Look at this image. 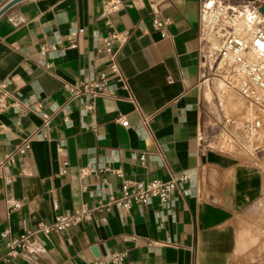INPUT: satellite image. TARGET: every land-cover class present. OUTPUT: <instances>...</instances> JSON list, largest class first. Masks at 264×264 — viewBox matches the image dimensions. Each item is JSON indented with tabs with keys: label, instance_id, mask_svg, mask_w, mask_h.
<instances>
[{
	"label": "crops",
	"instance_id": "obj_1",
	"mask_svg": "<svg viewBox=\"0 0 264 264\" xmlns=\"http://www.w3.org/2000/svg\"><path fill=\"white\" fill-rule=\"evenodd\" d=\"M104 1L18 0L0 14V82L21 102L0 112V157L11 152L14 159L0 174V232L17 235L58 214L89 213L39 233L46 252L35 263L0 264H115L109 257L120 251L119 264H264L252 257L261 169L201 141V0H121L111 19L126 35L117 53L124 82L109 78L115 96H97L86 110L84 96L70 88L105 69ZM156 7L169 19L168 38L153 27ZM25 141L29 147L17 150ZM181 173L187 178L171 204L153 198L97 209L121 195L123 180ZM8 199L20 206L9 210ZM4 250L0 238V257Z\"/></svg>",
	"mask_w": 264,
	"mask_h": 264
},
{
	"label": "built area",
	"instance_id": "obj_2",
	"mask_svg": "<svg viewBox=\"0 0 264 264\" xmlns=\"http://www.w3.org/2000/svg\"><path fill=\"white\" fill-rule=\"evenodd\" d=\"M241 1L237 3L230 0L200 1V48L202 57H204L203 48L205 44H210L208 37L217 40V44L208 53V56L221 63L223 81L250 104L264 109V21H261V15L264 14L258 11V6L264 3H256L258 0ZM121 3V0H106L102 3L101 16L109 27L106 35L100 38V48L108 55L105 69L99 73L97 78L80 80L70 88L72 95L84 96L86 110L93 108L94 99L97 96H115L109 78L124 82L117 53L119 47L125 42L126 35L114 29L111 19V15L119 9ZM236 7H243V11L248 12L249 25L236 24L235 17L239 12L235 9ZM256 18L260 20L255 21ZM254 22L257 26L253 28ZM152 23L162 38L170 36L167 30L169 19L163 16L157 7L153 10ZM70 46H74V44ZM20 104L18 94L9 89V83L7 81L0 82V112L6 109L17 111ZM117 120L121 125L128 124L127 119L122 115H119ZM28 147L29 143L25 141L16 148L23 151ZM13 160L11 152L0 157V174L3 167L11 164ZM4 177L6 181H9L7 176ZM186 178L187 175L181 173L178 176L172 175L165 181L153 179L143 183L123 180L121 195L110 196L107 201L100 203L97 209H107L112 205L128 208L132 203L144 204L153 198L162 204H171L173 192L182 190V184ZM6 203L9 210L20 206V201L17 199H8ZM88 214L86 210L58 214L52 221L39 222L36 227L25 229L17 235H12L7 229L2 230L0 238L3 240L5 250L0 259L3 262H8L19 258L27 263H35L46 252L39 233L48 234L63 230L87 219ZM125 255V251L114 252L110 255L109 262L119 264L124 260ZM91 264H108V262L95 258Z\"/></svg>",
	"mask_w": 264,
	"mask_h": 264
},
{
	"label": "rangeland",
	"instance_id": "obj_3",
	"mask_svg": "<svg viewBox=\"0 0 264 264\" xmlns=\"http://www.w3.org/2000/svg\"><path fill=\"white\" fill-rule=\"evenodd\" d=\"M256 3L262 2L258 0ZM235 9L239 11L235 17L236 24L243 25V19L248 12L243 11V7ZM258 20L260 19L256 18L255 21ZM256 26L254 22L253 28ZM208 39L210 44H205L203 48L202 103L205 122L202 144L252 162L261 169L264 176V109L250 104L223 81L221 63L208 56L217 40L211 37ZM254 213L258 217L253 225L256 237L252 257L264 261V178Z\"/></svg>",
	"mask_w": 264,
	"mask_h": 264
},
{
	"label": "water",
	"instance_id": "obj_4",
	"mask_svg": "<svg viewBox=\"0 0 264 264\" xmlns=\"http://www.w3.org/2000/svg\"><path fill=\"white\" fill-rule=\"evenodd\" d=\"M18 0H10V1H7V3H5L1 8H0V14L6 10L10 5H12L14 2H16ZM258 11L261 13V14H264V4H260L258 6Z\"/></svg>",
	"mask_w": 264,
	"mask_h": 264
},
{
	"label": "bare ground",
	"instance_id": "obj_5",
	"mask_svg": "<svg viewBox=\"0 0 264 264\" xmlns=\"http://www.w3.org/2000/svg\"><path fill=\"white\" fill-rule=\"evenodd\" d=\"M244 16V15H243ZM261 17H262V20L261 21H264V15H261ZM248 18H249V16H248V14L246 13V16H245V18L243 19V26L244 25H249V23H248ZM241 21V20H240ZM250 21H252V20H250Z\"/></svg>",
	"mask_w": 264,
	"mask_h": 264
}]
</instances>
